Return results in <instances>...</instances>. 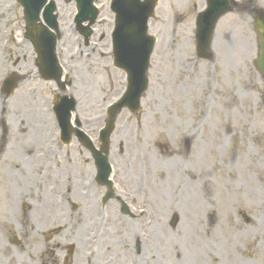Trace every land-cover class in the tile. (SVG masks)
Returning a JSON list of instances; mask_svg holds the SVG:
<instances>
[{
    "label": "rangeland",
    "instance_id": "obj_1",
    "mask_svg": "<svg viewBox=\"0 0 264 264\" xmlns=\"http://www.w3.org/2000/svg\"><path fill=\"white\" fill-rule=\"evenodd\" d=\"M200 1L160 0L156 18L149 24L150 34L157 38L149 88L138 115L124 110L118 117L111 139L110 159L115 198L127 199L130 208L129 199H132L135 214L141 209H150V212L147 220H139L137 216L136 222H130L129 231L125 223L111 226L113 222L118 223L120 204L116 200L109 202L110 215L105 223L102 222L105 227L109 224V228L106 227L105 236L99 240L90 238L95 235L93 230L97 225L94 214L90 218L91 212L85 209L84 215L80 212L74 215L77 209L86 207L82 200L89 194L94 193L96 203L99 194L108 191L87 182L88 175L96 172L91 153L74 137L71 144L61 146V153L66 151L71 155L68 166L73 167L71 174L76 182L69 178L70 182L66 183L69 172L62 178L55 177L63 171L58 173L54 168L55 175L53 166L51 171L55 176L49 177L47 182L40 177L45 173V164L39 162L42 155L54 151L55 122L47 120L45 98L51 93L49 89L56 85L36 77L37 54L30 42L26 43L21 36L24 18L20 6L15 0H0V79L13 72L26 77L9 99L4 101L0 94V118L5 108L9 148L8 151L6 147L8 155L0 157V264H63L62 257L52 256L56 255L55 247L65 244L75 247L68 264H170L169 239L180 241L181 255L186 253L192 258L200 243L213 240L223 243L224 238L228 247L231 244L236 249L234 262L237 259L240 264H264V257L260 258L261 252L264 255V243H261L264 242V81L253 66L257 56L254 25L250 17L240 11L226 16L214 34L213 62L200 61L195 54L194 29V21L202 10ZM55 2L61 33L56 54L61 66H66L67 62L78 67L72 78V86L79 87L73 89L78 102L77 114L82 121V131L97 144L105 123L102 119L98 124L95 116L99 114L100 119V114L105 116L108 104L120 99L127 86L126 77L113 66L112 15L108 7L101 8L100 18L93 28L94 35L89 40L92 52L84 51L73 57L77 38L70 22L74 0ZM257 4L264 9V0H258ZM98 54H103L105 60H100ZM69 56L72 58L68 62ZM87 56L93 58L87 61ZM213 64L216 65L214 76ZM32 71L35 76L27 78ZM23 119L25 124L21 123ZM31 124L42 127L40 136L30 129L33 128ZM2 130L0 122V134ZM27 133L31 135L28 142L23 137ZM33 137L43 140L46 149H39L32 143ZM188 139L191 148L187 151ZM223 147L221 160L216 150L221 151ZM26 149L30 159L28 165L20 159L21 151ZM83 158L87 161L83 162ZM176 178L179 183L175 184ZM190 179L194 189L188 186ZM44 183L46 188H51L48 194L52 198L56 191L54 184L72 191L71 208L61 209V213L73 232L64 231L62 225H58L55 228L61 227L64 231L59 233L42 221L51 218L56 210L52 200L47 208L31 200L44 201L43 191H36ZM197 183L206 186L204 190L212 197L206 205L210 210H202L200 198L195 200L196 195L204 191L197 189ZM170 184H175L173 193L169 192L167 200L161 199L157 190H166ZM186 190L195 195L193 201H187ZM37 207L44 211L39 214ZM188 213L191 215L185 226L194 232L193 244L183 237L185 233L181 234L184 220L177 228L172 225L173 218L179 215L184 219ZM85 215L88 220L82 228ZM165 217L166 230L162 233ZM37 222L45 223L46 230L43 228L33 234L30 226ZM46 232L52 234L51 240L47 239ZM160 239L164 241L161 244L157 243ZM137 244H140L139 252ZM60 251L64 253V247ZM220 261L222 259L213 249L208 263L219 264ZM227 261L238 264L232 258Z\"/></svg>",
    "mask_w": 264,
    "mask_h": 264
},
{
    "label": "water",
    "instance_id": "obj_2",
    "mask_svg": "<svg viewBox=\"0 0 264 264\" xmlns=\"http://www.w3.org/2000/svg\"><path fill=\"white\" fill-rule=\"evenodd\" d=\"M91 1L90 3H92ZM156 2L157 0H145V2L141 4L139 0H121L118 4L122 13H118L117 16L118 27L115 49L117 54H119V51H122V54L125 55L128 54V49L134 51L136 55L133 56V60H131V62L133 61L132 65L135 62V65H139L141 58L140 54L142 53L143 55H145L146 60H148L150 57L152 48L151 44L145 37L147 35V28H145V23L152 15ZM208 4L209 9L198 19L197 37L198 42L200 43V45H202L203 52L208 51V47L211 43L212 35L217 21L225 13L230 11L231 0H208ZM22 5L24 6V2H22ZM24 8L26 11V22L30 27V32L33 33V27L37 19L34 18V15L31 13L28 7L24 6ZM89 8L92 10L90 5ZM95 19L96 15L95 18L92 20V24L94 23ZM259 21L260 22L257 23V30L259 32L260 38V59L257 62L256 67L264 76V15L261 16ZM51 39L52 42L55 43V38L51 37ZM146 71L147 68H145L143 72V82H146ZM56 74L57 77H59L58 70ZM13 85L14 84L11 85L10 91L14 89L15 86ZM139 96V93H136L134 95H131L129 93L128 97H135L138 103H130V99L127 97L124 102H122L118 107L113 110L110 122L105 131V146L108 145V139L113 131L114 121L116 119L117 114L125 106H128L132 111H137L139 109ZM101 162H106V157L105 160H101ZM108 174L109 171H107L106 175Z\"/></svg>",
    "mask_w": 264,
    "mask_h": 264
},
{
    "label": "bare ground",
    "instance_id": "obj_3",
    "mask_svg": "<svg viewBox=\"0 0 264 264\" xmlns=\"http://www.w3.org/2000/svg\"><path fill=\"white\" fill-rule=\"evenodd\" d=\"M66 59H67L66 61L71 60L70 57H67ZM224 151H225V147H223V149L218 152V156L221 157V160L224 158ZM129 176L134 177V174L129 173ZM180 176L181 175H179L178 178ZM178 178H176L175 184L178 182ZM183 183H184V181H183ZM204 183L206 184V181H204ZM175 184L168 185L169 190L168 189L163 190V191L157 190V193L159 192L161 199H163V200L168 199V194H169V192L173 193L172 189H173ZM188 186H190V188H192V189L195 188L194 183H192V180L188 183ZM199 186H200V188H199ZM196 187H198L197 189L199 191H201V190H204L206 186L202 187L200 184L198 185V183H197ZM185 193L187 194V201H191V200L193 201L194 200V198H195L194 194L187 193V190L185 191ZM159 194H158V196H159ZM199 198H200V208L204 211L205 210L207 211V209L210 210L211 207L207 208V206H206V205H208V203L211 202L212 197H210V194H208L206 192V190H204L200 193V195H196L195 200L198 201ZM46 205L48 206V204H46ZM193 212L198 214L197 210H193ZM190 213H188L187 216L184 218V221H183V224H182L180 230H181V234L182 233L186 234V236L183 235V237L186 240L189 239L188 242L193 244L191 238H193L194 232L190 228H187L185 226L186 223L188 222L189 218H190V215H191ZM166 219L167 218L165 217L164 222L161 224V227H162L161 232L162 233L166 230V226H165ZM81 226L83 227L84 224H82ZM226 241H227V239L224 238L223 243H219L217 240L211 241L212 243L211 242L210 243H205V242L200 243L199 249L198 250L195 249L193 251L192 258H189L190 256L187 255L186 253H182L183 255H181L180 250H179L180 241H176L174 239H169L168 243H169V250L171 251L170 252L171 254L168 255V261L170 264H209L208 263V257L212 255V252L214 249V254H217L222 259V261H220L219 264H222V263L228 264L227 259L230 260V258H232V261L234 262V256L236 253V249L231 244H229V247H228V245H227L228 241H227V243H226ZM162 242H164L163 239H160L157 243L161 244ZM79 247H81V246L79 245ZM229 248H230V251H229ZM263 257H264L263 252H261L260 258L262 259ZM234 263L240 264L239 260H237V259ZM247 264H249V262H247Z\"/></svg>",
    "mask_w": 264,
    "mask_h": 264
}]
</instances>
